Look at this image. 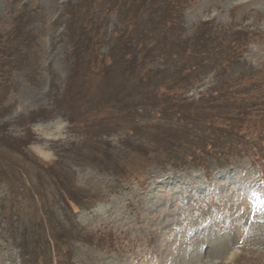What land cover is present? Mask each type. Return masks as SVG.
Returning <instances> with one entry per match:
<instances>
[{"label": "rangeland", "instance_id": "374dc122", "mask_svg": "<svg viewBox=\"0 0 264 264\" xmlns=\"http://www.w3.org/2000/svg\"><path fill=\"white\" fill-rule=\"evenodd\" d=\"M147 1L0 0V264H264V0ZM206 109L230 166H172Z\"/></svg>", "mask_w": 264, "mask_h": 264}, {"label": "trees", "instance_id": "16d2710c", "mask_svg": "<svg viewBox=\"0 0 264 264\" xmlns=\"http://www.w3.org/2000/svg\"><path fill=\"white\" fill-rule=\"evenodd\" d=\"M141 1H143V0H141ZM117 4H118V0H109V2H108V5L115 7V8L117 7ZM141 7L145 8V9L151 8L150 1L144 0V3ZM170 7H173V6H170ZM168 13H170L169 10H167V12L165 11L166 15H169ZM150 16H152V15H150ZM150 16L148 15V17H150ZM171 16L172 15H169L168 17H171ZM175 16H177V15H175ZM159 18L161 21L159 23H161V24L164 22V19H166L164 16L161 17V15H159ZM153 20H155V18ZM149 22H152V21H149ZM173 23L168 21V24H170V26H171L170 29H172V26L174 25ZM134 30H136V29H134ZM151 33H153V32L148 31V30H143L141 33H136L135 31H128L127 33L125 32V34H123V36H121V38H119V40L120 41L123 40L122 45L126 50L131 51V49H133L132 53H133V51L138 52L140 50H145V53H147V56L148 55H158V57L164 58L163 54L167 55V52L169 50V47L167 45H162L163 41H164V37H162V36L160 37V35L148 36ZM139 36H140V40L137 39V37H139ZM247 36H248L247 33L244 34L242 32H235V33L231 34V39L229 40V43L227 45H223L224 42L219 44L220 48H230V49H227V50L220 52V53L227 52L228 56H227V58L222 57V56L218 57V61L214 64L215 67H213L214 70L213 69H209V70L211 72L218 74V76H220V72L222 71V67L225 63L236 62V60H238L235 56L236 53H235V51H231V50H234L235 45H241L242 46V43H244V40H245V38H247ZM129 39H131V41ZM144 39H146L147 41L142 43L141 40H144ZM191 40H194V38H191ZM191 40H187L186 43L180 41V43L183 46H185V45L189 46L187 44ZM192 44H193V42H192ZM202 44H204V42ZM0 50H3V51H0V56L5 54L6 52H8L7 46L3 47V45L1 43H0ZM184 50L187 52L188 48L184 47ZM197 55L199 56L200 61H196V62L198 64L202 65L203 68L207 67L208 62H205V60L203 61L204 54L199 53ZM108 59L110 60L111 57H108ZM102 63L107 65L106 62H102ZM7 65H9V61H7ZM4 66L5 65L1 64V62H0V72H1V70H3ZM109 66L111 67V65H109ZM99 74L101 76H106L107 71H104L102 69V72L99 71ZM238 94H240V93H238ZM168 100H169V98H168ZM202 101L205 102V100H202ZM202 101H200L199 103H202ZM188 105H190V104H188ZM210 113H213V112L210 111ZM202 115H203V119L198 118V120H192L193 122H191V131H190V133L193 134L192 136L194 138V141L201 140L202 143L201 144L197 143V145H199V146L193 147V149H191L189 151L190 153L187 155H186L187 152L185 153V155H181V156L174 155V154H171L168 152L169 156L167 158V161L172 166H182L181 167L182 169L186 168V167H193V168H199L203 171H209L211 168L222 169L224 167L230 166L229 161L221 160V158L224 157L226 154H220V152L218 150H216V148L218 147L217 142H219V139L217 138V132H218L219 136H223L224 134L228 135V134L232 133L231 127H228L226 125L231 121L232 118L227 117V116L224 117L226 119L227 123L225 122L218 129V128H214L211 124V119H209V109L204 110ZM196 117H197V115H195L193 117V119ZM235 118H237V117H235ZM238 118H239V120L243 121L242 117H238ZM247 122L248 121H244L243 124L238 129L241 131H246L247 130ZM207 145L210 146V148H208ZM34 158H36V157H34ZM36 161L39 162L38 160H36Z\"/></svg>", "mask_w": 264, "mask_h": 264}]
</instances>
